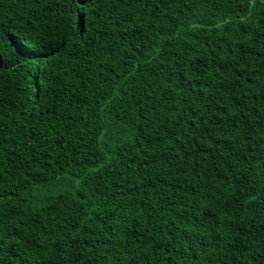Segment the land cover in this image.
I'll return each instance as SVG.
<instances>
[{
  "label": "trees",
  "instance_id": "obj_1",
  "mask_svg": "<svg viewBox=\"0 0 264 264\" xmlns=\"http://www.w3.org/2000/svg\"><path fill=\"white\" fill-rule=\"evenodd\" d=\"M0 264H264V0H0Z\"/></svg>",
  "mask_w": 264,
  "mask_h": 264
},
{
  "label": "rangeland",
  "instance_id": "obj_2",
  "mask_svg": "<svg viewBox=\"0 0 264 264\" xmlns=\"http://www.w3.org/2000/svg\"><path fill=\"white\" fill-rule=\"evenodd\" d=\"M80 179H72L68 174H62L43 186L36 187L34 193L29 195L28 205L32 208L39 206V201L43 197L53 196L65 190H73L79 184Z\"/></svg>",
  "mask_w": 264,
  "mask_h": 264
}]
</instances>
